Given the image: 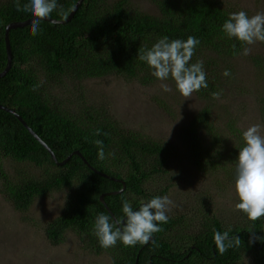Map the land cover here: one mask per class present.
<instances>
[{
  "label": "trees",
  "instance_id": "1",
  "mask_svg": "<svg viewBox=\"0 0 264 264\" xmlns=\"http://www.w3.org/2000/svg\"><path fill=\"white\" fill-rule=\"evenodd\" d=\"M78 1L58 0V9L51 18L60 19L61 11L69 16ZM151 1L157 5L160 16L133 10L128 0L113 3L84 0L66 24L44 21L40 34L35 37L30 35L29 26L10 32L13 61L10 71L0 78V105L22 117L52 149L58 162L79 151L90 166L110 179L94 172L77 155L66 165H57L14 114L0 109L1 192L17 211L25 212L37 198L67 190L65 211L46 227L48 240L58 246L67 233L75 232L90 251L111 255L112 264H239L247 256H251L254 264H264V217L251 222L241 212L240 219L229 224L206 210L202 214L204 221L189 235L186 228H182L184 217L169 218L167 224L161 225L162 230L153 234L152 241L134 247L118 242L105 249L93 234L92 226L99 213H112L119 218L123 215L122 200L138 208L158 196L146 186L167 173L166 157L170 156L171 148L147 136L127 134L104 107L86 106L85 119L65 109V102L52 100L49 91L55 87L42 81V73L57 87L66 83L79 87L85 81L109 76L136 79L143 86H150L157 80L138 59V53L150 49L164 36L182 40L194 36L200 44L190 63L203 62L208 83L206 89L195 93L197 97L211 102L213 93L221 92L222 86L232 91L240 88H232L230 67L219 64L222 58H239L242 50L239 43L228 40L221 31L230 14L222 6V0ZM25 3L26 0L0 1V73L8 62L6 27L31 18L18 11ZM225 70H229L231 76L225 77ZM61 77L68 80L61 81ZM257 102L264 125V97H259ZM209 114L208 110L198 113L184 129L191 138L189 147L185 144L187 153L190 152L188 159L203 175L231 167L230 175L234 180L235 158L244 146L242 133L235 123L229 125L227 131L235 137L236 143L227 154L223 151L214 155L211 147H206L204 136L219 141L220 134L209 122ZM96 130L101 134L95 135ZM96 140L103 141V160L98 158ZM6 158L46 168L45 174L39 179L13 182L2 171ZM124 185L126 189L121 194L105 197L109 211L100 197L121 191ZM168 190V187L162 189L160 194L165 195ZM215 231H229L230 236H238L241 243L220 254L213 241Z\"/></svg>",
  "mask_w": 264,
  "mask_h": 264
},
{
  "label": "rangeland",
  "instance_id": "2",
  "mask_svg": "<svg viewBox=\"0 0 264 264\" xmlns=\"http://www.w3.org/2000/svg\"><path fill=\"white\" fill-rule=\"evenodd\" d=\"M117 1L120 0H109L110 3ZM222 2L230 13L243 10L252 16L264 12V0ZM128 3L133 10L160 16L157 5L151 0H128ZM251 49L247 56L220 60L219 64L233 71L232 88H240L232 91L222 86L220 98L211 102L199 99L195 93L187 98L179 95L172 80H157L143 86L136 79L109 76L85 81L79 88L67 83L57 87L45 73L41 74V79L55 87L49 91L52 100L65 102L63 107L72 113L85 119L86 106L104 107L127 134L147 136L171 148L170 156L166 157L167 173L163 177L159 175L160 179L156 178L146 187L153 195L168 196L172 200L169 218L184 217L182 228L185 227L189 235L204 221L202 214L206 210L229 224L240 219V212L235 208L231 167L208 175L200 173L188 159L190 152L187 153L185 144L189 147L191 138L184 129L195 115L208 110L209 122L216 127L220 139L215 141L204 136L206 147H211L214 155L223 151L225 155L236 143L235 137L227 131L229 125L235 123L241 133L253 124L263 125L257 99L264 97V43H257ZM66 80L61 77V81ZM162 84H167L170 91L164 92ZM261 135H264V127ZM45 169L11 158L3 160L2 166V171L13 182L42 178ZM2 185L1 178L0 264H112L111 255L90 251L75 232L67 233L58 246L48 240L46 227L65 211L67 190L37 198L29 210L20 212L1 192ZM167 187V193L161 195V190ZM239 264L254 263L251 256H247Z\"/></svg>",
  "mask_w": 264,
  "mask_h": 264
},
{
  "label": "clouds",
  "instance_id": "3",
  "mask_svg": "<svg viewBox=\"0 0 264 264\" xmlns=\"http://www.w3.org/2000/svg\"><path fill=\"white\" fill-rule=\"evenodd\" d=\"M58 9V0H26L18 11L27 13L32 19L29 26L30 35L40 34L41 24L51 18ZM71 9L70 11H74ZM60 23L67 19V12H59ZM225 38L241 45L240 54L247 56L251 46L264 43V12L249 16L246 11L233 12L228 15L221 27ZM200 41L189 36L186 40L169 39L164 36L157 40L150 49L138 53V59L149 69L150 74L158 81H174L179 95L187 98L193 93L208 87L206 72L202 61L190 63ZM235 47V44L233 45ZM231 76L229 70L223 73ZM164 92L170 91L167 84H162ZM221 92L213 93L219 99ZM264 125L253 124L242 133L244 146L239 150L234 162L235 208L249 221L255 222L264 217ZM96 130L95 135H100ZM98 158H105L103 141L96 140ZM172 200L168 196H156L134 208L127 200H122L123 215L113 218L103 212L99 213L93 223L92 231L102 248H111L120 244L134 247L137 244H148L154 233L162 230L161 225L169 221ZM261 239V237H259ZM213 241L220 254L225 253L241 240L238 236H230L229 231H215ZM251 243V241H250Z\"/></svg>",
  "mask_w": 264,
  "mask_h": 264
},
{
  "label": "water",
  "instance_id": "4",
  "mask_svg": "<svg viewBox=\"0 0 264 264\" xmlns=\"http://www.w3.org/2000/svg\"><path fill=\"white\" fill-rule=\"evenodd\" d=\"M84 0H79L75 7H74V11H72L70 13V15L67 17L66 20L64 21H61L60 23H55V19H52V18H49L48 20H45L46 22H50L52 24H66L68 22H70L73 17L75 16L76 12L78 11L79 7L82 5ZM31 19H28L26 21H23V22H13L11 24H9L7 27H6V30H5V41H6V48H7V54H8V62H7V67L5 68V70L0 73V78L4 77L11 69L12 67V61H13V55H12V50H11V44H10V32L12 30H15V29H19V28H25V27H28L30 26V23H31ZM0 109L4 110V111H7L9 113H12L14 114L18 119L19 121L23 124V126L41 143V145L50 153L52 159L55 161V163H57V165L59 166H64L66 165L70 159L72 158L73 155H77L79 157H81L83 159V161L94 171L96 172L97 174L105 177V178H109V176H107L106 174L104 173H101L99 171H97L95 168H93L92 166L89 165V163L86 161V159L82 156V154L79 152V151H75L73 152L66 160H64L63 162H58L57 161V158L54 154V152L52 151V149L30 128V126L22 119V117H20L16 112L14 111H11L9 109H7L6 107L0 105ZM124 184V182H122ZM126 187L124 185L123 189L121 191H118V192H112V193H107V194H104L100 197V201L102 202V204L104 206H106V203H105V197L106 196H113V195H118V194H121L123 191H125ZM106 208L110 211V209L106 206ZM112 217L115 218V216L111 213ZM152 241V240H151Z\"/></svg>",
  "mask_w": 264,
  "mask_h": 264
}]
</instances>
